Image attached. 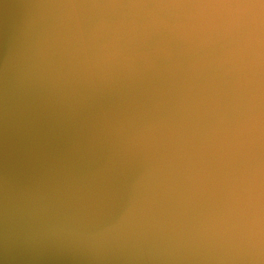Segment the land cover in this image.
<instances>
[{
  "label": "water",
  "instance_id": "water-1",
  "mask_svg": "<svg viewBox=\"0 0 264 264\" xmlns=\"http://www.w3.org/2000/svg\"><path fill=\"white\" fill-rule=\"evenodd\" d=\"M118 45L141 88L100 66ZM81 258L264 264V0H0V264Z\"/></svg>",
  "mask_w": 264,
  "mask_h": 264
},
{
  "label": "bare ground",
  "instance_id": "bare-ground-1",
  "mask_svg": "<svg viewBox=\"0 0 264 264\" xmlns=\"http://www.w3.org/2000/svg\"><path fill=\"white\" fill-rule=\"evenodd\" d=\"M146 24V23H145ZM154 29L153 32L156 33L157 35H161L162 33H164L167 29H169L170 26V21L169 20H161L158 19L156 17H153V22H152ZM88 26L85 24L84 28H87ZM81 28V26L76 27L73 31H78ZM120 35H118L119 38ZM82 38V37H80ZM78 38V39H80ZM84 43L85 44H90L92 46L95 47H100L102 48V46L98 45V39L97 42H95L92 38H88L85 37ZM103 43H105L106 41L101 40ZM73 42H75V34L71 31L68 34L67 39H64L63 42L61 43L62 47H67L70 44H72ZM116 46L117 47V54L112 53V52H106V53H102L100 54V66H106L109 67L112 71V67L116 68L115 70L118 72H123L128 78H133L134 76V72L140 70L141 68V63L139 62L137 64H132L129 62V59L125 58L123 55L122 57L118 56L123 52V49L121 48L122 46ZM107 49L109 51H111L110 47H107ZM145 50L144 49H139L136 50L135 52V57L134 60H130V61H136L138 59V56H142V54H145ZM148 56H150L151 52L148 51ZM125 56L127 54H124ZM94 61V60H93ZM92 61V67H94V63ZM69 61L66 62L65 65L68 64ZM89 72V71H87ZM91 72V70H90ZM89 72V74H90ZM88 74V76H89ZM180 76L176 75L175 73H171V74H166L164 75V83L166 87H175L176 83L178 82ZM133 80L137 81L138 83H136L137 87H142L144 84H142V82L140 83L139 80H137L136 78H133ZM156 84H150L146 86V91L144 92V90H142V93L144 92V103L147 107H152V106H163L164 102L159 100L158 98L152 99L151 97H149V94L151 92H153V90L155 89ZM86 105H92L90 102H87V104L85 103L84 106ZM93 106V105H92ZM73 110L75 109H70L69 112H67V115H65L68 118H73L74 122H79V126L84 128L85 130L90 131L89 133H86L85 135L82 134L81 136L78 137V139H80L83 143H87V144H91L90 139L87 136H94L98 139V142L103 139L106 134L108 133L109 128L111 127V125L108 124V121L105 117L103 116H96V114L92 113L91 110V106H89V108L81 110L79 108L78 112H73ZM89 113H92L90 116H88ZM81 114V115H80ZM80 119V120H78ZM67 124V123H65ZM139 130H142V128H139ZM79 133V132H78ZM77 144V143H76ZM78 143L77 148L81 147V145ZM94 145H91V147ZM79 150V149H78ZM96 151L95 147L94 149H90ZM83 151H86V148H83ZM89 157H87L88 159ZM86 159V160H87ZM94 163H91L92 168L96 167L98 164H105V161L101 158V157H97V158H93ZM88 162V161H87ZM91 162V161H90ZM88 169H90L88 167ZM91 170V169H90ZM111 195V193L107 194V198ZM107 201V199H106ZM44 208V205H43ZM36 211V210H35ZM80 223V220H78ZM39 228H44L50 231L49 228H46L45 226H43L42 224H40L39 226H37ZM75 248H78L80 250L85 248V245H83L81 242L77 243L76 246H74ZM91 259L88 258H81V260H77L78 262H81L79 264H89ZM75 262V261H74ZM78 262H75L74 264H77ZM131 264H136L134 262H132Z\"/></svg>",
  "mask_w": 264,
  "mask_h": 264
}]
</instances>
